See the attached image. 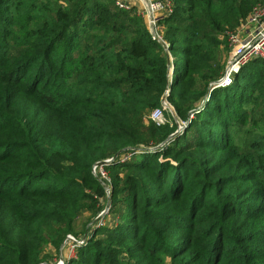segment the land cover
<instances>
[{
  "label": "trees",
  "instance_id": "16d2710c",
  "mask_svg": "<svg viewBox=\"0 0 264 264\" xmlns=\"http://www.w3.org/2000/svg\"><path fill=\"white\" fill-rule=\"evenodd\" d=\"M36 1L0 0V264H38L46 230L55 222L70 232L90 191L106 195L92 173L105 160L116 219L81 238L64 264H264V158L224 161L228 128L258 122L239 115L264 91V60L195 105L221 71L217 36L264 0H172L159 22L186 25L167 30V48L133 7ZM122 15L139 25L118 24ZM163 97L186 128L151 150L174 130L144 123ZM119 169L135 172L120 178Z\"/></svg>",
  "mask_w": 264,
  "mask_h": 264
},
{
  "label": "rangeland",
  "instance_id": "374dc122",
  "mask_svg": "<svg viewBox=\"0 0 264 264\" xmlns=\"http://www.w3.org/2000/svg\"><path fill=\"white\" fill-rule=\"evenodd\" d=\"M41 1L42 6H47L49 9H56L57 7H65L66 5L68 7H77L78 3L81 2V0H68L69 2H66L64 0H39ZM89 2V0H87ZM107 3V0H103V2ZM35 7H39V3L34 0ZM108 8L113 12L119 11L120 9H126L124 7H118L116 3H107ZM25 7H21V9H24ZM43 8V7H42ZM48 15H52V10H46ZM137 13L135 12L134 15ZM163 18V17H162ZM185 18H182L180 21L181 23H175V22H159V26L157 28V32L160 35V37L163 39L166 37V32L170 27H176L181 28L184 27L186 24L183 22ZM146 22V20L144 19ZM117 23L129 25L130 29H133L137 27L139 24L137 22H134L133 20L129 19L128 17L122 15L118 17ZM147 24V23H146ZM148 27V25H147ZM237 26L230 28L235 29ZM149 28V27H148ZM217 39L219 41H225V43H220L219 48V56H218V64L216 67L218 69H221L218 76L213 78L209 84L206 85V91L203 95H200L198 99L195 101L196 107H201L202 104L207 100L208 96L214 89L224 88L231 84L229 82L228 85L220 86L219 82L217 81L222 75L225 74V66H226V57L228 55V48L226 46V38L224 35H218ZM164 40V39H163ZM165 46V45H164ZM169 59L171 60L170 56ZM221 67V68H220ZM241 67L237 70L236 73L239 72ZM169 70L171 71V67H169ZM170 74V73H169ZM25 83V80L23 81ZM217 84V86H216ZM196 88L200 90L201 88V82L197 81ZM255 97L258 101L257 106L256 105H243L242 110L240 111V121L242 120V117L246 114H248L251 111V114L255 121H258L257 124H253L252 122H246V123H237L235 122L233 125H231L228 128V136L230 140L232 141V146L230 149L225 151L224 153H228L230 151V155H227L226 158H224L225 163L227 161H230L231 155L240 153L241 155H244L242 158V161L247 160V156L251 159L255 158L259 159V157L264 158V149L258 145L261 141V137L264 136V91L255 92ZM162 101V100H161ZM161 104V109L163 116L166 118V122L169 125V127H173L174 130L161 142H157L155 145L151 143L146 144L150 146L149 148L151 150H162L165 145L170 144L171 142H176L178 136H182L186 126L183 125V120L178 118L174 112V108L168 103V99H164V103ZM153 108H150L144 113V123L145 125H148V123H151V121H148L147 115L152 111ZM248 112V113H247ZM192 116L191 113H189L188 118ZM173 119V120H172ZM165 122V123H166ZM154 123V122H153ZM173 123L175 124L174 126ZM164 125V124H162ZM215 127V126H214ZM164 142V143H163ZM194 155H196V152H192ZM126 155H130V152H127ZM131 156V155H130ZM129 156V157H130ZM128 158V157H127ZM237 158V157H236ZM234 158V159H236ZM106 161V160H105ZM253 162H250V168L255 172L257 164H252ZM118 176L120 178H123L127 173H134L135 171L133 169H119ZM242 187H246L247 189L251 187H255V182H245ZM92 199H85L81 204V209L76 215V217L73 218V220L70 222V229L71 231L68 232L66 229V224L64 223H53L51 228H48L46 230V238H43L40 242L39 248H40V262L38 264H64L67 259L70 258L69 255V246H68V235H72L75 238L81 239L84 238L85 235H89L90 237H93L95 234L94 228L99 227L98 225H105V227H108L109 224H114V221L116 219V212L119 209V206H111L110 205V196L105 195L104 197H97L96 194L91 190ZM96 200V201H95ZM102 221L101 224H99V221ZM98 235V236H97ZM96 237H102L101 234H96ZM77 251V248L76 250ZM169 263V259H167L166 264Z\"/></svg>",
  "mask_w": 264,
  "mask_h": 264
},
{
  "label": "built area",
  "instance_id": "2783aa9c",
  "mask_svg": "<svg viewBox=\"0 0 264 264\" xmlns=\"http://www.w3.org/2000/svg\"><path fill=\"white\" fill-rule=\"evenodd\" d=\"M142 1L143 9L139 11L138 14L146 20L149 27V33L152 35V38L162 42V44L165 45L164 48H167L164 40L157 32V28L159 26V19L172 12V0ZM116 5L118 7L127 8L124 3L116 2ZM224 37L226 38L228 55L226 57L225 74L217 80L220 81V86L228 85L229 82L232 81L237 70L249 61L253 59L264 60V1L254 4L247 16L240 21L238 27L226 30ZM170 75L171 71L168 68V77H170ZM164 99L165 97L161 99V103H164ZM147 118L148 121L154 122L157 125L165 124L167 121L165 116H163L161 106L152 109V111L147 115ZM183 125H185L184 122ZM102 165L103 164H94L92 166V173L98 175L99 179L107 183L109 178ZM105 191L106 195H108L109 185ZM101 223L102 221L100 220L99 224ZM67 241L69 246V255L72 256L75 254L76 247L80 244L81 239L68 235Z\"/></svg>",
  "mask_w": 264,
  "mask_h": 264
},
{
  "label": "crops",
  "instance_id": "0c3cea01",
  "mask_svg": "<svg viewBox=\"0 0 264 264\" xmlns=\"http://www.w3.org/2000/svg\"><path fill=\"white\" fill-rule=\"evenodd\" d=\"M113 1H114V3H116V2L124 3L125 6L127 7L126 9L133 7L137 14L139 11H141L143 9V1L142 0H113Z\"/></svg>",
  "mask_w": 264,
  "mask_h": 264
},
{
  "label": "water",
  "instance_id": "95a60500",
  "mask_svg": "<svg viewBox=\"0 0 264 264\" xmlns=\"http://www.w3.org/2000/svg\"><path fill=\"white\" fill-rule=\"evenodd\" d=\"M160 43H162V42H160ZM168 64L170 65V59H169ZM163 143H164V142H163ZM116 155H117V153L114 155V157H115ZM106 161H107V160H106ZM106 161H99V162L96 163V164H104V163H106ZM99 181L102 183L104 189H107V188H108V184H107V183H105V182L102 181L101 179H99Z\"/></svg>",
  "mask_w": 264,
  "mask_h": 264
}]
</instances>
